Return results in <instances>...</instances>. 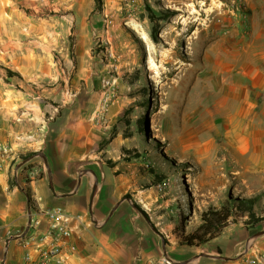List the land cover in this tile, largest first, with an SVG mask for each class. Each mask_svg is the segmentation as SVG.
I'll list each match as a JSON object with an SVG mask.
<instances>
[{
	"label": "rangeland",
	"instance_id": "374dc122",
	"mask_svg": "<svg viewBox=\"0 0 264 264\" xmlns=\"http://www.w3.org/2000/svg\"><path fill=\"white\" fill-rule=\"evenodd\" d=\"M97 9L115 53L104 72L115 80L112 134L143 157L145 187L157 198L150 221L170 257H193L179 243L184 230L199 225L211 204L226 202L234 203V216L202 248L234 259L245 254L264 227V144L259 156L234 138L247 130L253 142L264 132V0H101ZM95 40L106 56L97 33ZM250 85L255 95L245 91ZM201 258L198 264H219Z\"/></svg>",
	"mask_w": 264,
	"mask_h": 264
},
{
	"label": "crops",
	"instance_id": "0c3cea01",
	"mask_svg": "<svg viewBox=\"0 0 264 264\" xmlns=\"http://www.w3.org/2000/svg\"><path fill=\"white\" fill-rule=\"evenodd\" d=\"M97 2L0 0V144L11 148L0 170L3 264H25L26 254L39 259V244L24 241L31 221L56 207L79 216L68 239V264H156L171 252L160 228L135 205L152 219L157 198L145 187L143 157L132 156L127 138L112 134L109 105L100 110L111 98L103 84L111 64L95 40L103 25ZM245 91L255 95L256 88ZM240 133L237 147L261 156L264 132L253 142L247 130ZM33 168L39 177L29 182ZM260 229L249 252L264 250ZM202 247L179 262L198 264L208 256L240 264L244 256L219 255L218 247L209 255Z\"/></svg>",
	"mask_w": 264,
	"mask_h": 264
},
{
	"label": "built area",
	"instance_id": "2783aa9c",
	"mask_svg": "<svg viewBox=\"0 0 264 264\" xmlns=\"http://www.w3.org/2000/svg\"><path fill=\"white\" fill-rule=\"evenodd\" d=\"M101 32V33H100ZM100 43L105 45L106 57L111 60L115 58V53L111 46L109 38V30L102 29L97 32ZM115 80L109 77H103V84L106 88L111 89ZM109 105L108 97L102 100L100 105L101 111H106ZM11 154V148L0 144V170L4 166V162ZM39 171L36 168L30 169L27 172L29 182L37 180ZM79 216L68 213L61 207L52 208L41 212L40 217L31 221L32 234L24 241V245H29L33 242L39 244L40 257L38 260H31L29 254H26L25 264H51L54 258H58L57 264H68L70 251L68 247V239L72 235V223ZM46 224L45 230L42 226ZM164 233V232H163ZM0 264L3 262L0 261ZM156 264H183L172 257L169 253L162 254ZM240 264H264V250L256 247L253 251H247Z\"/></svg>",
	"mask_w": 264,
	"mask_h": 264
},
{
	"label": "trees",
	"instance_id": "16d2710c",
	"mask_svg": "<svg viewBox=\"0 0 264 264\" xmlns=\"http://www.w3.org/2000/svg\"><path fill=\"white\" fill-rule=\"evenodd\" d=\"M97 1L101 2V0ZM143 122L144 125L139 129L140 132L146 131L147 118H145ZM125 197L131 198V195L127 194ZM243 203H248L249 205H245L247 207H252L255 204V201L254 198H251L244 200ZM135 205L140 208L145 217L150 220L149 214L144 209H142L139 204L135 203ZM234 207L235 205L232 202H226L220 207L211 204L209 208L204 210L201 214V223L199 225H196L195 228H193L190 232H186L184 230V234L179 242L180 245L186 246L189 249L201 247L221 236L223 230L228 227L230 219L235 214ZM252 218L257 222L261 221L256 219L253 214Z\"/></svg>",
	"mask_w": 264,
	"mask_h": 264
},
{
	"label": "bare ground",
	"instance_id": "6f19581e",
	"mask_svg": "<svg viewBox=\"0 0 264 264\" xmlns=\"http://www.w3.org/2000/svg\"><path fill=\"white\" fill-rule=\"evenodd\" d=\"M131 27L141 36V38L143 40H145V41L149 40L146 32L144 31V29L138 23L132 22Z\"/></svg>",
	"mask_w": 264,
	"mask_h": 264
}]
</instances>
